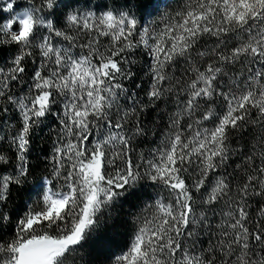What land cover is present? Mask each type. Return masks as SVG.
<instances>
[{
    "label": "snow or ice",
    "instance_id": "6c2138e0",
    "mask_svg": "<svg viewBox=\"0 0 264 264\" xmlns=\"http://www.w3.org/2000/svg\"><path fill=\"white\" fill-rule=\"evenodd\" d=\"M14 4L7 0L2 12L11 15L0 21V51L15 53L8 67L0 66V98L19 115L20 127L11 134L19 170L0 175V205L10 187L22 185L29 175L26 153L34 128L54 114L63 137L51 157L52 178L35 188L36 207L17 221L10 242H0V264H68L75 246L100 226L102 209L145 178L168 188L172 201L157 202L155 213L141 220L128 251L116 257L115 264H215V255L194 253L184 244L193 234L190 226L204 219L193 207L194 194L201 190L202 205L226 204L222 238L211 249H219L221 264H264V221L255 231L247 226V197L264 195V166H250L255 157L249 156L248 175L235 195L218 172L229 159L231 130L256 124L253 110L264 127V0H188L184 10L165 17V27L156 35L148 28L138 29L131 14L112 11L101 16L68 14L67 24L76 33L70 35L57 27L60 18L48 14L57 0H28L29 7L19 11H13ZM81 33L90 38L77 43ZM231 34L240 42L228 49L226 38ZM205 36L215 38L211 50L197 46ZM99 37L109 43L101 44ZM54 38L68 45L54 43ZM139 45L149 49L153 60L149 102L162 99L174 84L177 96L185 93L164 145L143 164L133 162L130 146L134 137L146 135L135 115L145 106L124 109L120 104L124 95H132L121 81L134 75L124 67L130 61L123 54ZM34 54L40 59L34 61L24 94L12 95L11 85L23 82L25 61ZM181 60L188 65L187 80L181 77L165 85L169 66ZM248 62L260 67H247V76L241 72L227 80L226 87L221 85L228 76L226 66ZM218 100L219 113L212 107ZM130 122L133 126L127 127ZM6 138L0 128V140ZM260 157L264 164V137ZM8 162L0 155V164ZM190 168L196 176L191 184L185 177ZM7 219L0 211V222ZM257 247L262 251L256 252Z\"/></svg>",
    "mask_w": 264,
    "mask_h": 264
},
{
    "label": "trees",
    "instance_id": "16d2710c",
    "mask_svg": "<svg viewBox=\"0 0 264 264\" xmlns=\"http://www.w3.org/2000/svg\"><path fill=\"white\" fill-rule=\"evenodd\" d=\"M7 0H0V21L9 16L3 13L2 8ZM188 0H57V6L49 12V15L55 20L59 19L58 25L61 30L71 34L67 24L66 17L73 14L74 11L95 12L100 16L102 12L112 11L114 14L121 12L128 13L137 19V28L148 21V30L156 35L165 27V17H174L176 13L185 9ZM16 11L29 7L28 0H15ZM72 12V13H71ZM97 15V16H99ZM138 38V37H137ZM101 44L107 45L108 38L99 37ZM227 39V47L231 49L234 44L240 42V37L231 34ZM154 43L153 40H151ZM216 44L215 38L205 36L200 44L197 45L201 50H211ZM221 48L224 45L220 46ZM13 51L7 49L0 51V66L7 67L10 62L9 57L14 55ZM123 55L128 57L130 63L124 67L130 69L134 74L131 79L121 81L132 95H124L120 104L124 109H131L134 104L145 106L144 111H137L135 115L139 117L146 135L136 136L132 139L130 146V156L133 162L139 161L143 164L146 160L152 158L154 151L164 145L167 134L170 131V122L176 106L181 101L185 93L177 96V85L172 86V90L164 95L160 100L150 103L147 93L153 83L150 68L153 60L149 55V49L143 45L137 46L131 52ZM40 57L34 54L33 58L25 61L26 72L23 74V82L19 85L13 83L10 89H14L16 95L21 96L25 92V82L30 81L32 71L36 68V63ZM35 63V66H34ZM188 67L182 60L177 62L175 67L169 66V80H180L181 77L187 80L185 69ZM247 67L253 70L258 69L260 65H247L237 63L226 66L225 71L228 76L221 79V85L226 87V81L234 75L243 72L248 75ZM31 75V76H30ZM222 102L217 101L212 105L217 113L222 111ZM16 110V109H15ZM57 109L54 108V112ZM0 114V128L3 129L6 139L0 140V155L8 158V164H0V175H13L18 173V162L16 160V149L11 144V134L20 127V119L17 110H9V114ZM199 115V114H198ZM253 118L257 119L256 124H246L243 128L233 129L229 134V159L226 164L218 169V172L224 175L226 182H230L232 195H235L240 184L248 175L246 166H249L248 157H255L254 163L250 166H264L260 157L262 146V137H264V127H261L260 117L256 110H253ZM187 120V117L181 121V125ZM208 127H212L210 122H205ZM130 122L127 127H132ZM63 133L61 126L57 122V117L52 114L47 116L43 123L37 125L32 131L30 150L26 153L29 167V175L20 186H11L7 193L6 201L0 205L2 211L8 219L0 222V242L7 244L14 238L17 221L22 218L29 208L36 207L35 188L44 178H52L51 157L55 154L54 149L57 146L58 139H62ZM143 171V168L141 169ZM194 170L189 169L185 173L186 182L191 184L196 179ZM191 177L190 179H187ZM23 179V178H22ZM40 189H36L39 191ZM259 191V189H257ZM203 190L194 194V209L197 214L204 213V219L199 223L190 226L192 235L184 240L187 248L203 256L215 255V264H221V253L219 249L215 253L211 249L219 244L221 232L224 231L222 225L225 217L222 211L227 210L226 204L208 206L201 204ZM158 201L169 203L172 201L170 190L161 184H154L147 178L139 180L134 187L129 188L124 195L120 196L99 213L100 226L95 232L89 233L88 238L75 246L77 251L68 258V264H115L116 257L126 253L135 238L144 217H151L155 213V206ZM210 207L214 210H210ZM261 209H264V195H251L247 197L248 223L250 230H257L261 226L264 217L261 216ZM256 252L262 250L257 247ZM68 255L67 253L65 254Z\"/></svg>",
    "mask_w": 264,
    "mask_h": 264
},
{
    "label": "rangeland",
    "instance_id": "374dc122",
    "mask_svg": "<svg viewBox=\"0 0 264 264\" xmlns=\"http://www.w3.org/2000/svg\"><path fill=\"white\" fill-rule=\"evenodd\" d=\"M15 9H16V7H15V5H14V9H13V11H16ZM23 9H25V8H23ZM23 9H22V10H23ZM18 11H19V10H18ZM71 13H72V12H71ZM88 13H95V12H92V11H89V12H84V11H81V12H79V11H74L73 14H78V15H80V16H84V15H86V14H88ZM8 14H9V16L11 15V13H8ZM48 14H49V13H48ZM95 14H96V15H99L98 13H95ZM101 14L103 15L104 12H102ZM99 16H100V15H99ZM148 26H149V23H148V21H146L145 23H143V25L140 27V29L148 28ZM57 27L61 29L60 25H58V24H57ZM68 29H69V31H70V33H71L70 35H76V33L71 29V27H68ZM42 31H43V30H42ZM45 34H46V33H45ZM88 38H90L89 35H87V34H85V33H81V34L79 35V37H78V41H77V43L84 42V41L87 40ZM56 41H59V44H61V45H64V46H67V45H68V42H67V41H64V40H62V39H60V38H54V43H55ZM149 44H152V41H151V40H149ZM38 51H39V49H36V50H35L36 53H38ZM9 64H10V62L7 63V67L9 66ZM34 66H35V63H34ZM32 73H33V71H32ZM30 76H31V75H30ZM10 91H11V94H12V95H14V96H18V95H16V92H15L14 89H10ZM21 96H22V95H21ZM59 106L62 107V103H59ZM3 108H7V109H8V111L6 112L5 115L9 114V110H11V111H16L15 108H14L10 103H8V102L5 101L4 99L0 98V109H3ZM1 113L4 114L5 112L0 111V114H1ZM94 131H95V130H94ZM100 131H101V132H104L105 130H104L103 128H101Z\"/></svg>",
    "mask_w": 264,
    "mask_h": 264
}]
</instances>
